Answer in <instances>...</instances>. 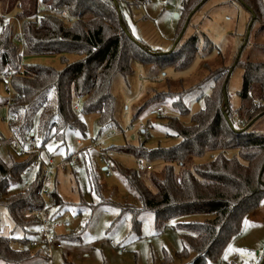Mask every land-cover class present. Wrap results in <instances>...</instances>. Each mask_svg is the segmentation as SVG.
<instances>
[{
    "label": "trees",
    "instance_id": "obj_1",
    "mask_svg": "<svg viewBox=\"0 0 264 264\" xmlns=\"http://www.w3.org/2000/svg\"><path fill=\"white\" fill-rule=\"evenodd\" d=\"M118 1L9 0V8L0 4V81L9 79L15 92L8 106V127L24 148L34 131L42 151L51 140L64 144L68 130L85 136L87 127L81 116L96 115L101 131L117 125L114 80L118 76L128 79L135 64L150 72L167 67L180 72L195 61L199 53L197 38L188 40L190 47L186 40L182 42L190 25L186 27L185 22L181 29L179 25L176 39H181L172 52L152 51L129 35ZM208 1L185 0L182 14L186 11L191 15ZM235 1L249 11L251 20L254 18L252 28L260 23L259 31L263 33L264 0ZM14 9L15 17L21 21L18 41L13 26L5 21ZM256 47L264 52V46ZM22 49L28 55H59L64 68L23 65ZM65 55L80 58L70 63ZM237 66L243 69L238 108L231 106L227 96L231 73L225 77L221 73L207 76L199 86L191 88H201L214 80L212 92L205 97L204 108L192 116L191 126L182 125L177 118L168 122L179 144L157 149H147L145 145L118 148V152L143 161L151 170L113 164L141 203L140 209L121 207L131 212L134 230L139 229L141 212L152 213L156 227H166L173 219L184 216L211 215L205 222L178 225L184 232V248L176 258L186 260V264L217 261L229 239L238 233L244 217L255 212L264 200V133L253 129L264 118V62L238 60ZM173 95L162 92L148 101L161 102ZM175 96L171 97L174 109L189 113L180 97ZM140 114L141 111L135 118ZM230 150H237V157L229 158L226 153ZM16 153L9 151L6 158L0 154V209L8 212L14 229L25 235L19 240L20 248L14 246L11 237L0 235V264H27L43 258L42 251L32 250L30 243L38 225L33 212L43 207L39 192L47 164L42 161L29 182L26 172L34 157L30 154L23 158ZM82 153L88 154V150ZM208 154H213L209 161L196 162ZM89 174L91 186L99 188L95 173ZM20 185L22 189L11 191ZM50 198L60 208V217L66 205L56 191L50 193ZM259 264H264V256Z\"/></svg>",
    "mask_w": 264,
    "mask_h": 264
},
{
    "label": "rangeland",
    "instance_id": "obj_2",
    "mask_svg": "<svg viewBox=\"0 0 264 264\" xmlns=\"http://www.w3.org/2000/svg\"><path fill=\"white\" fill-rule=\"evenodd\" d=\"M184 1L146 0L136 3L134 0H119L118 7L130 36L141 40L152 51L167 53L177 40L179 25L180 29L183 28L190 15L186 11L182 14ZM0 4L9 8V0H0ZM16 12L17 9H14L5 21L13 26L18 41L21 21L15 17ZM250 21L249 11L240 2L209 0L192 16L182 40H186L190 47L188 40L193 36L197 38L199 53L191 67L180 72L173 67L150 72L141 64H135L134 73L128 79L118 76L114 80L117 125L101 131L96 115L81 116L87 127L85 136L68 130L64 144L55 140L47 143L41 158L46 164L53 161L51 193L56 191L66 205L57 219L61 225L57 235L62 236L65 247L62 251L53 252L52 264H186L183 263L186 260L176 258L184 248V232L178 225L205 222L211 219V215L184 216L173 219L166 227H156L154 215L141 212L138 216L139 229L134 230L131 212L123 211L121 207L130 205L140 209L141 203L113 164L147 171L143 161L118 152V148L145 145L147 149H157L179 144L180 139L175 137L168 122L177 118L182 125L191 126L192 116L204 108V99L211 94L214 80L202 84L201 88H191L207 76L221 73L225 77L227 72L231 73L227 96L233 108L241 105L239 94L243 87V69L241 66L233 67L237 56L241 63L264 62V52L256 47L264 46L260 23L253 26L246 42ZM65 58L73 63L80 57L65 55ZM22 64L42 65L56 70L64 68L59 55H28L23 49ZM8 86L9 92L6 90ZM182 91L184 93L179 96ZM162 92L175 94V98L179 96L189 113L182 114L174 109L173 96H167L168 99L161 102H149L151 97ZM13 97L15 92L10 80L5 77L0 81V154L4 158L9 151L17 154L8 144L14 136L8 127L6 102ZM78 106L81 107V104ZM158 108H162V114L156 112ZM140 111L141 114L135 118ZM140 124L146 127V132L140 129ZM253 129L264 133V118ZM32 134L36 137L35 131ZM84 149L88 150V154L82 153ZM103 153H113L108 170H105L107 164L100 160ZM212 155L208 154L196 162H207ZM226 155L237 157L238 151L230 150ZM91 171L97 176L99 188L90 184ZM26 179L31 182L33 175ZM22 188L23 185L14 186L11 191ZM49 208L51 214L58 213L60 209L58 206ZM0 235L14 239L16 248H20L19 240L25 235L22 230L14 229L8 212L2 208ZM263 256L264 200L255 212L244 217L238 233L229 239L220 258L206 264H259ZM41 262L42 259H34L29 264Z\"/></svg>",
    "mask_w": 264,
    "mask_h": 264
},
{
    "label": "built area",
    "instance_id": "obj_3",
    "mask_svg": "<svg viewBox=\"0 0 264 264\" xmlns=\"http://www.w3.org/2000/svg\"><path fill=\"white\" fill-rule=\"evenodd\" d=\"M9 92V86L6 88ZM14 98V97H13ZM10 99L6 102V106L8 107L11 101ZM158 114H162V108H158L156 111ZM140 129L143 132H146L147 129L142 124L139 125ZM78 143H80L78 141ZM8 144L18 152L21 157L29 156L30 154L34 157V163L26 172V176L33 175L35 170L39 168L42 163V149L39 147V143L34 135H31L28 141V146L24 148L20 145L17 139L14 137L13 140H9ZM113 157V153H103L100 157V160L103 163H106L105 170L111 168L110 161ZM53 161L50 162L45 167L44 174L41 179V186L39 195L43 200V207L40 210L34 211L33 215H35L36 220L38 221V225L35 229L36 238H34L30 243V248L32 250H40L42 251L43 258L42 264H52L53 252L55 250H63L64 246L61 241H59V236L57 235V231L60 229V223H58V214H51V210L49 207H56V203L51 200L50 193L53 187ZM146 170H151V167L147 166ZM113 244V242H112ZM125 251V249H123Z\"/></svg>",
    "mask_w": 264,
    "mask_h": 264
},
{
    "label": "water",
    "instance_id": "obj_4",
    "mask_svg": "<svg viewBox=\"0 0 264 264\" xmlns=\"http://www.w3.org/2000/svg\"><path fill=\"white\" fill-rule=\"evenodd\" d=\"M196 12H197V9H196L191 15H189L188 20H187V22H186V27L188 26V24L190 23V20H191L192 16H193ZM251 13H252V12H251ZM253 22H254V18L251 20V22H250V24H249L248 32H247V35H246V42H247V40H248V37L250 36V30H251V28H252ZM186 27H185V29H186ZM184 31H185V30H184ZM180 39H181V37H179V38L176 40V42H175L173 48L170 50V52H172V51L177 47L178 43L180 42ZM244 46H245V45H244ZM239 52H242V50H240ZM237 59L239 60V56H237ZM238 60H236V63L234 64L233 67H235V66L237 65ZM257 119H258V117H256V118H255V119H254V120L248 125V127H250L254 122H256ZM248 127H247V128H248Z\"/></svg>",
    "mask_w": 264,
    "mask_h": 264
},
{
    "label": "crops",
    "instance_id": "obj_5",
    "mask_svg": "<svg viewBox=\"0 0 264 264\" xmlns=\"http://www.w3.org/2000/svg\"><path fill=\"white\" fill-rule=\"evenodd\" d=\"M59 236V235H58ZM61 237L62 236H59V241H61L62 242V240H61ZM35 238H36V236H35ZM64 246V245H63ZM65 247V246H64ZM58 251H62V250H58ZM32 262V261H31ZM30 263V262H29ZM29 263H27V264H29Z\"/></svg>",
    "mask_w": 264,
    "mask_h": 264
}]
</instances>
